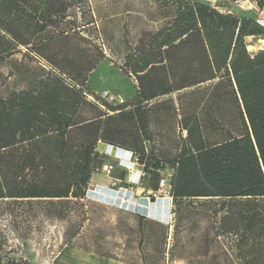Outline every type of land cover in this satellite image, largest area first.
I'll list each match as a JSON object with an SVG mask.
<instances>
[{"label":"trees","instance_id":"16d2710c","mask_svg":"<svg viewBox=\"0 0 264 264\" xmlns=\"http://www.w3.org/2000/svg\"><path fill=\"white\" fill-rule=\"evenodd\" d=\"M67 9L65 0H0V66L9 61L27 74L0 97V205L13 225L30 213L64 221L84 209L105 164L103 142L131 151L154 190L167 165L177 206L209 200L211 260L207 249L185 264H238L230 236L241 237V264H264V254L238 256L243 228L264 241V48L252 53L246 41L264 36V24L204 0H163L158 26L142 30L123 56L138 100L101 107L85 86L104 50L58 30ZM16 55L48 68L24 67Z\"/></svg>","mask_w":264,"mask_h":264},{"label":"rangeland","instance_id":"374dc122","mask_svg":"<svg viewBox=\"0 0 264 264\" xmlns=\"http://www.w3.org/2000/svg\"><path fill=\"white\" fill-rule=\"evenodd\" d=\"M204 1L210 3L213 0ZM258 1L260 0H217V6L220 9L227 8L237 15L250 12L264 24V11L260 10ZM65 2L68 4V17L58 30H74L86 38L88 43L81 48H91L93 45L104 50L105 59L90 73L85 86L91 102L101 107L105 104L115 106L135 103L138 100V84L133 76L122 71L123 56L128 48L136 44L142 30H152L158 26V21L162 18L163 0ZM246 41L252 53L264 48V36L250 37ZM14 59L21 61L23 58L16 55ZM22 62L27 68H48L43 61ZM26 76L23 69H15L9 61L4 62L0 66V97H6L21 87ZM105 92L113 99H103ZM106 145L99 143L98 150L106 154L104 165L113 166V170L107 173L101 169L95 175L105 179L109 187H97L98 184H95L88 191H95L96 194L99 188H105L107 192L116 195L121 190H129L133 203L119 205L106 202L92 193L84 200V209L72 211L67 220H51L40 214L34 216L30 213L25 220L24 217H18L17 225H13L5 207L0 205V264H9L10 259H24L30 264H55L57 258L68 248L93 252L127 264H185L207 249L209 253L203 259L211 260L213 217L209 200H183L177 206L171 194L161 196L157 202L163 198L171 202L170 216L161 219L154 214L146 215L139 207L142 204H155L150 202V198L160 189L162 178L171 180L172 170L167 165L159 170L158 190H154L150 188L154 184L153 175L144 170V166L139 163L138 158L131 155V151L124 149L129 152L128 157L126 153L125 157L123 152L120 154L124 160L131 159L130 167L137 171L132 174L136 176L133 180L128 172L120 169V158L119 161L116 157L113 158L115 155L110 153L112 147ZM124 166L129 164L124 163ZM160 204L161 202L159 207H162ZM138 214L144 216V220L141 221ZM241 233L243 247L238 256L244 259L260 258L264 254L261 250L264 242L261 236L249 234L246 228ZM202 234L205 237H201ZM74 235L76 236L73 237ZM67 236L73 238L67 241ZM240 239L241 237L236 239L230 236L227 240V250L238 264L241 262L235 258L239 252L236 243Z\"/></svg>","mask_w":264,"mask_h":264},{"label":"crops","instance_id":"0c3cea01","mask_svg":"<svg viewBox=\"0 0 264 264\" xmlns=\"http://www.w3.org/2000/svg\"><path fill=\"white\" fill-rule=\"evenodd\" d=\"M106 147H109V146L106 145ZM120 152H122V149L112 147V151L110 153H111V155H115V156H113V158L116 157L115 159H117L119 161V158L121 157ZM124 153H126V157H128L129 152L124 151ZM124 153H122L123 157H125ZM119 164H120V162H119ZM119 167L122 171H124L122 169V164L119 165ZM96 175H98V174H96ZM96 175L93 176V179L91 181L89 189L92 186H94L95 184H98L97 187L98 186H101V187L108 186L109 187V183L107 181H105V179L98 178V177H96ZM99 190H101V192L106 191L105 188H100ZM92 193L94 194L95 191H88L87 196H89ZM94 195H97V194H94ZM140 200H145V199H140ZM55 264H127V263L121 262L118 260H114L111 258H106L104 256L95 254L93 252L79 250V249H75V248H68V249L64 250L63 253L57 258Z\"/></svg>","mask_w":264,"mask_h":264},{"label":"bare ground","instance_id":"6f19581e","mask_svg":"<svg viewBox=\"0 0 264 264\" xmlns=\"http://www.w3.org/2000/svg\"><path fill=\"white\" fill-rule=\"evenodd\" d=\"M122 152L124 153V150H122ZM131 155H133L131 153ZM132 158V156H131ZM125 159V158H124ZM120 157V165L122 164V169L125 172H128V175H132V174H136V172L130 167V160H124ZM124 161V162H123ZM124 163H128L129 166L125 167ZM100 189V188H99ZM114 192V191H113ZM97 196L100 200L102 201H106V202H113V203H117L119 205H125V204H130L133 203V198L130 195V191L129 190H121V192H116V195H112L110 192L104 191L101 192V190H98V192L96 193ZM129 196V197H128ZM126 197H128V200H126ZM170 200H164V198L162 200H160L159 202H161L160 205H162V207H159V202H155V204H149V205H145L142 204L139 209L140 211H143V213H145L146 215H155L156 217H160L161 219L164 217H168L170 216V211H171V202H169ZM136 203V202H135ZM133 205V204H132ZM134 206V205H133ZM131 207V205H130Z\"/></svg>","mask_w":264,"mask_h":264},{"label":"built area","instance_id":"2783aa9c","mask_svg":"<svg viewBox=\"0 0 264 264\" xmlns=\"http://www.w3.org/2000/svg\"><path fill=\"white\" fill-rule=\"evenodd\" d=\"M211 3V6L214 8V7H217V0H213L210 2ZM223 12L225 13H232L231 10H228L227 8H223L221 9ZM102 98L105 99V100H109V99H113L108 93H104L102 95ZM102 170L104 172H107V173H110L112 170H113V166L111 165H104ZM133 177H136V176H132L130 175V179L133 180ZM139 177V176H138ZM160 189L154 194V197L156 199H158L159 197L161 196H169L171 194V185H170V181L168 180V178H162L160 180Z\"/></svg>","mask_w":264,"mask_h":264},{"label":"water","instance_id":"95a60500","mask_svg":"<svg viewBox=\"0 0 264 264\" xmlns=\"http://www.w3.org/2000/svg\"><path fill=\"white\" fill-rule=\"evenodd\" d=\"M156 201H157V199H156L155 197H151V198H150V202H151V203H155Z\"/></svg>","mask_w":264,"mask_h":264}]
</instances>
